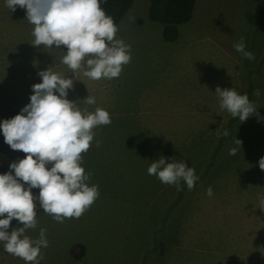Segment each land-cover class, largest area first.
Wrapping results in <instances>:
<instances>
[{
    "label": "rangeland",
    "instance_id": "obj_1",
    "mask_svg": "<svg viewBox=\"0 0 264 264\" xmlns=\"http://www.w3.org/2000/svg\"><path fill=\"white\" fill-rule=\"evenodd\" d=\"M150 3L133 0L116 24V38L131 45L132 56L118 78L92 80L63 64L61 74L73 79L67 98L89 112L103 108L111 117L109 125L93 129L94 139L82 154L85 173L93 171L87 183L98 185L100 195L78 219L59 223L45 211L37 214V226L26 235L38 239L46 229L48 247L41 253L51 264H73L68 259L76 242L89 251L77 264H264V170L259 167L264 127L258 125L264 120L253 114L240 122L220 108L215 93L218 85L247 92L264 117L263 0H196L192 18L177 25L174 41L164 38L165 24L150 16ZM17 14L26 9L11 12L0 0V15ZM242 36L254 41V60L235 53L233 45ZM5 81H0V112L13 100L4 101L11 88ZM88 95L95 104H85ZM254 133L257 139L248 136ZM235 137L242 148L233 156ZM161 156L194 168L195 187L189 190L181 181L178 191L149 175L148 167ZM16 227L22 225L12 220L8 231ZM155 241L160 246L150 254L162 257L148 262ZM0 264L29 262L7 253L0 241Z\"/></svg>",
    "mask_w": 264,
    "mask_h": 264
},
{
    "label": "clouds",
    "instance_id": "obj_2",
    "mask_svg": "<svg viewBox=\"0 0 264 264\" xmlns=\"http://www.w3.org/2000/svg\"><path fill=\"white\" fill-rule=\"evenodd\" d=\"M5 3L11 12L17 6L26 9L27 21L33 25L32 45L49 49L66 47L62 63L74 74L83 70V75L92 80H110L118 78L123 66L131 61V45L116 38L118 26L106 15L100 0H5ZM233 47L246 59H255L254 53L246 50L243 36ZM38 75L42 82L32 85L30 102L14 117L0 121L4 142L26 154L10 163V171L0 174V241L7 253L29 264H39L43 259L41 248L48 247L46 229L40 230L38 239L26 235L27 229L37 226V200L47 214L63 223L64 219H78L99 197V186L87 183L91 173L86 174L81 166L82 154L89 150L94 139L93 129L111 123L107 110L98 107L89 112L87 107L81 108L67 98L73 79L66 73L48 68ZM215 93L220 108L232 117H239L240 122L253 114L264 120L247 92L240 94L235 88L221 89L218 85ZM254 94L259 96V90ZM84 102L93 105L96 98L88 95ZM222 135L229 136L228 129ZM234 143L237 147L229 152L233 156L242 148V140L235 137ZM96 146H100L99 141ZM259 167L264 170V157L259 159ZM147 172L164 184L175 185L178 191L182 190L181 181L192 190L199 180L195 169L186 162L174 159L166 162L164 156L152 161ZM32 189H39L38 196ZM206 194L213 195L211 186ZM261 203L264 204V198ZM14 218L22 227L9 232Z\"/></svg>",
    "mask_w": 264,
    "mask_h": 264
},
{
    "label": "crops",
    "instance_id": "obj_3",
    "mask_svg": "<svg viewBox=\"0 0 264 264\" xmlns=\"http://www.w3.org/2000/svg\"><path fill=\"white\" fill-rule=\"evenodd\" d=\"M32 32L33 25L28 23L26 14L0 15V81L5 77L6 81L3 85H5L6 88L11 87L5 90L4 101L13 98L10 109L0 113L17 107H24L30 102V96L33 92L32 85L42 82V77L38 75L40 71L49 68L50 71L62 73L64 70L62 63V57L64 55L62 50L60 48H55V46L49 49L44 46L37 47L32 45L31 42L34 40ZM245 43L246 50L248 51H251L252 47L255 45L254 41L245 40ZM234 51L237 54L235 49ZM239 55L242 56L241 53H239ZM243 61H240L241 65L244 63ZM254 67L255 65H252V70L256 72V69H253ZM258 70H260V68ZM250 119L251 117L248 118L247 121ZM258 125L264 127L263 123L258 122ZM248 136H255V139H257L258 133L252 135L248 134ZM248 142V145L253 144L252 141ZM258 150L262 151L261 147H259ZM92 172L93 171L88 170V173ZM164 231L167 236L169 232H167L166 229H164ZM149 232L153 235V230H149ZM152 243L158 244V246L153 245ZM152 243L148 249L149 258H147V261L150 262L151 259V262L155 263L160 256L162 257V253L158 252L155 256H151L150 248L153 246L158 248L160 246V242L155 241ZM76 245L84 247L80 242H76L71 246V256L68 259V262L73 264L81 262L89 252L88 250H85L80 257L76 256L72 251L73 247ZM39 261L42 264H51L49 260L42 259ZM52 264H61V261Z\"/></svg>",
    "mask_w": 264,
    "mask_h": 264
},
{
    "label": "trees",
    "instance_id": "obj_4",
    "mask_svg": "<svg viewBox=\"0 0 264 264\" xmlns=\"http://www.w3.org/2000/svg\"><path fill=\"white\" fill-rule=\"evenodd\" d=\"M150 16L163 22L164 38L168 41H174L178 37L177 25L187 22L193 16L196 0H150ZM133 0H100L101 7L104 9L106 15L113 18L117 24L126 11L132 5ZM264 5V0H263ZM66 51V47H63ZM23 107H17L12 110L0 113V121L10 119L20 112ZM26 154L22 151L13 150L4 142V135L0 130V174L10 171L9 165L11 162L18 161L24 158ZM48 167H51L49 165ZM32 192L38 196L39 189H32ZM36 215L44 212L40 206L39 201H36ZM13 220H16L15 218ZM17 221V220H16ZM72 251L78 257L84 253V248L81 245L73 247Z\"/></svg>",
    "mask_w": 264,
    "mask_h": 264
}]
</instances>
